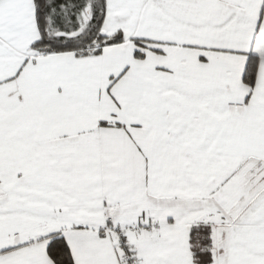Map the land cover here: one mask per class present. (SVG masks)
Listing matches in <instances>:
<instances>
[{"label":"snow or ice","instance_id":"6c2138e0","mask_svg":"<svg viewBox=\"0 0 264 264\" xmlns=\"http://www.w3.org/2000/svg\"><path fill=\"white\" fill-rule=\"evenodd\" d=\"M0 264H264V0H0Z\"/></svg>","mask_w":264,"mask_h":264}]
</instances>
